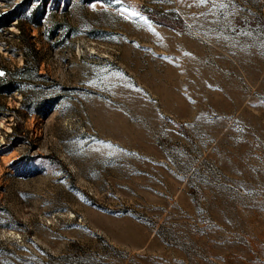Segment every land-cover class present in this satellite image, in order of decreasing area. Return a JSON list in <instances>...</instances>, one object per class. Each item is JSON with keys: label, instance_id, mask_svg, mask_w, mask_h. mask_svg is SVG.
<instances>
[{"label": "rangeland", "instance_id": "374dc122", "mask_svg": "<svg viewBox=\"0 0 264 264\" xmlns=\"http://www.w3.org/2000/svg\"><path fill=\"white\" fill-rule=\"evenodd\" d=\"M0 72V264H264V0H0Z\"/></svg>", "mask_w": 264, "mask_h": 264}, {"label": "snow or ice", "instance_id": "6c2138e0", "mask_svg": "<svg viewBox=\"0 0 264 264\" xmlns=\"http://www.w3.org/2000/svg\"><path fill=\"white\" fill-rule=\"evenodd\" d=\"M101 2H102V0H101ZM200 2H201V3H204L205 0H200ZM93 6H94V5H93ZM129 10H130V9H125V11H129ZM133 15H138V13L133 12ZM0 75H3V73L0 72Z\"/></svg>", "mask_w": 264, "mask_h": 264}, {"label": "trees", "instance_id": "16d2710c", "mask_svg": "<svg viewBox=\"0 0 264 264\" xmlns=\"http://www.w3.org/2000/svg\"><path fill=\"white\" fill-rule=\"evenodd\" d=\"M19 30H20L21 34H24V31H23V29L20 26H19ZM9 81H11V79Z\"/></svg>", "mask_w": 264, "mask_h": 264}]
</instances>
